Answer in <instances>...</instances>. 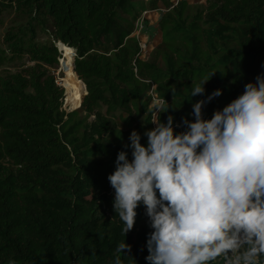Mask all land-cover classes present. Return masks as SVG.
<instances>
[{
    "label": "trees",
    "instance_id": "16d2710c",
    "mask_svg": "<svg viewBox=\"0 0 264 264\" xmlns=\"http://www.w3.org/2000/svg\"><path fill=\"white\" fill-rule=\"evenodd\" d=\"M159 3L160 42L145 57L134 24ZM11 9L48 40L6 31L12 59L33 63L15 73L2 72L0 50V264H148L144 205L125 236L113 210L107 176L117 152L131 159L133 129L146 143L152 87L169 106L159 119L171 114L182 131L193 102L219 88L202 107L210 118L264 73V0H0V17ZM57 44L74 51L73 73L86 87L70 111L54 74ZM208 77L204 93L188 98ZM124 239L131 247L122 253Z\"/></svg>",
    "mask_w": 264,
    "mask_h": 264
},
{
    "label": "clouds",
    "instance_id": "9594fccd",
    "mask_svg": "<svg viewBox=\"0 0 264 264\" xmlns=\"http://www.w3.org/2000/svg\"><path fill=\"white\" fill-rule=\"evenodd\" d=\"M209 77L195 83L188 98L202 95ZM219 95L217 88L193 102L194 119L182 117V131H175L171 114L159 119L169 106L158 101L156 118L145 120L154 124L145 129L146 143L133 129L125 145L131 159L117 152L107 176L113 210L125 236L144 205L152 229L145 245L148 264H212L218 257L228 264H262L264 73L205 118L202 107ZM130 247L124 239L118 251Z\"/></svg>",
    "mask_w": 264,
    "mask_h": 264
},
{
    "label": "rangeland",
    "instance_id": "374dc122",
    "mask_svg": "<svg viewBox=\"0 0 264 264\" xmlns=\"http://www.w3.org/2000/svg\"><path fill=\"white\" fill-rule=\"evenodd\" d=\"M175 1L177 0H174V2ZM187 1L194 5H201L205 3V0ZM165 11L166 8L161 3H159L155 9L141 12L135 21L133 36H135L139 40V44L142 50L144 48V52L146 53H149L150 50L153 49L160 42V30L158 26V21ZM31 26H33L34 28L33 31L31 30ZM8 30L19 34L23 40H28V38L32 36L31 33H33L32 39H34L35 41H46L48 40V36L47 33L43 32L41 28L34 24L33 20L27 13L17 12L14 9L3 12L0 17V50L6 56V61L2 65V72L15 73L19 71L22 67L30 66L33 63L30 62L25 56L21 59H12V55L10 53L7 41L4 40L6 31ZM62 52L63 59L64 50ZM61 60L59 63V68L54 71V74L56 77V82L63 88L65 98L67 94H65V92L66 90L68 91V89L65 79V71ZM80 88L82 90V93L79 98L76 99L75 106L67 103V101H65L66 105H64L63 100V108L65 107V110L68 111L67 106L76 107L79 101H81V97L85 91L82 89V87ZM154 104L155 102L151 101L149 108L153 107ZM223 260L216 259L212 262V264H228L225 258Z\"/></svg>",
    "mask_w": 264,
    "mask_h": 264
},
{
    "label": "bare ground",
    "instance_id": "6f19581e",
    "mask_svg": "<svg viewBox=\"0 0 264 264\" xmlns=\"http://www.w3.org/2000/svg\"><path fill=\"white\" fill-rule=\"evenodd\" d=\"M63 50H64V58L62 59V63L65 65L64 67L65 79L69 93V96L67 98V103H71L79 98V96L82 93V90L80 88L81 85L77 82L76 77L73 73V67H72L73 50L71 48L64 47V45L62 46V51Z\"/></svg>",
    "mask_w": 264,
    "mask_h": 264
},
{
    "label": "built area",
    "instance_id": "2783aa9c",
    "mask_svg": "<svg viewBox=\"0 0 264 264\" xmlns=\"http://www.w3.org/2000/svg\"><path fill=\"white\" fill-rule=\"evenodd\" d=\"M147 54H148V52H147V53L144 52V48H143V55L146 56ZM149 94H150V96H151L152 102L157 103L158 101L161 100V99L157 98V96H156V94H155V92H154L153 87H152V89L149 91ZM152 109H153V107L150 108V110L152 111V119H155L156 116H157V113H155ZM217 260H223V259L219 258V259H217ZM223 261H224V260H223Z\"/></svg>",
    "mask_w": 264,
    "mask_h": 264
},
{
    "label": "water",
    "instance_id": "95a60500",
    "mask_svg": "<svg viewBox=\"0 0 264 264\" xmlns=\"http://www.w3.org/2000/svg\"><path fill=\"white\" fill-rule=\"evenodd\" d=\"M57 47H58V50L61 52V51H62V48H60L59 44H57ZM72 52H73V56H74V51H72ZM61 63H62V60H61ZM64 67H65V65L63 64V68H64ZM72 67H73V59H72ZM83 85H84V84H83ZM84 90H85V92H84V94H83V97H84L85 94H86V87H85V85H84ZM65 94H66V93H65ZM83 97H82V99H83ZM63 100H64V105H66L65 98H64ZM81 101H82V100H81ZM80 104H81V102H80ZM80 104H78L76 107H73V108H71L70 106H67L68 111L73 110V109L79 107ZM64 108H65V107H64Z\"/></svg>",
    "mask_w": 264,
    "mask_h": 264
}]
</instances>
